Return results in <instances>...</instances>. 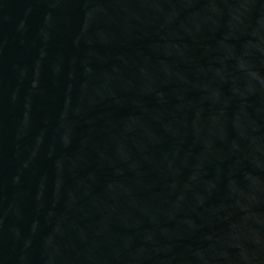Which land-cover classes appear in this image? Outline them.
<instances>
[{
    "label": "water",
    "instance_id": "1",
    "mask_svg": "<svg viewBox=\"0 0 264 264\" xmlns=\"http://www.w3.org/2000/svg\"><path fill=\"white\" fill-rule=\"evenodd\" d=\"M0 264H264V0H0Z\"/></svg>",
    "mask_w": 264,
    "mask_h": 264
}]
</instances>
